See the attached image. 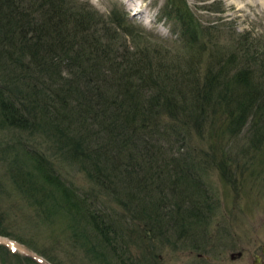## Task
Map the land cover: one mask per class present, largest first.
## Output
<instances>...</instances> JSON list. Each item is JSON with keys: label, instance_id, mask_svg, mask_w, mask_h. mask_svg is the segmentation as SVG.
Listing matches in <instances>:
<instances>
[{"label": "trees", "instance_id": "obj_1", "mask_svg": "<svg viewBox=\"0 0 264 264\" xmlns=\"http://www.w3.org/2000/svg\"><path fill=\"white\" fill-rule=\"evenodd\" d=\"M43 1L0 0V130L45 136L100 192L114 197L122 209L119 215L100 201L97 189L71 187L49 158L27 144H20L25 153L11 161L19 191L48 216L66 210L72 239L96 264H143L132 257L125 234L130 235V224L137 220L151 233L152 249L154 238L163 240L170 233L189 238L186 234L204 229L211 217L208 193L200 191L205 160L186 153L169 159L153 153L160 132L156 114L170 113L193 124L211 120L216 132L232 138L244 131L245 146L260 157L257 178L264 177V62H257L256 52L237 50L243 63L237 62L240 53L231 54L201 83L189 68L184 75L176 70V76L173 65L159 76V66L148 70V61L131 60L126 53L120 63L117 49L107 45L101 51L92 47L98 59L80 60L81 52H72L58 35L68 17L79 16L54 10L55 0ZM45 4L48 12H42ZM172 5L185 41L200 43V23L186 1L173 0ZM34 14L45 22L36 24ZM80 18L78 22L87 21ZM80 71L81 79L88 75L86 82L68 78ZM184 146L183 141L181 150ZM0 235L10 237L3 231Z\"/></svg>", "mask_w": 264, "mask_h": 264}, {"label": "rangeland", "instance_id": "obj_2", "mask_svg": "<svg viewBox=\"0 0 264 264\" xmlns=\"http://www.w3.org/2000/svg\"><path fill=\"white\" fill-rule=\"evenodd\" d=\"M185 1L200 23V43L197 45L185 41L181 24L172 9L173 0H55L52 8L87 20L82 23L71 16L58 29V35L64 37L63 44L73 48L72 52H81L80 60L98 59L91 51L92 47L101 51L107 45L117 49L116 59L120 63L126 53L127 56L130 54L131 60L148 61L145 65L148 70L159 66V76L166 75V69L173 65L175 75L176 70L184 75L189 68L200 83L209 76V70H215V64L218 69L229 55L240 53L237 50H250L252 55L256 52L257 62H264V6L261 0ZM45 5L42 12H48L49 4ZM45 20L35 19L36 24ZM242 52L238 54L239 64L243 63L239 59ZM80 74L81 71L68 78L86 82L88 75L82 74L81 79ZM150 94L155 93L148 91ZM153 118L155 129L160 130L153 153L161 152L165 159L186 153L205 160L201 170L199 168L203 178L200 191L208 193L212 213L206 227H196L186 234L189 238L176 239L181 233H170L163 240L154 238L153 257L150 255L155 249L150 247L151 233L142 223L139 225L138 220L131 223L130 235L125 234L129 238L132 257L143 264H256L261 256L260 264H264V177L257 178L260 157L254 156L252 148L245 146V132L232 138L223 131L216 132L215 125L211 127V120L193 124L184 119L178 121L170 113L156 114ZM185 130L186 134L182 135ZM36 133L0 130V231L10 236L0 237L18 245L14 248L0 243V264H96L90 253L80 248V242L72 239L66 210H56L55 216L46 215L31 205L12 178L13 156H22L25 150L20 144H27L49 158L71 187L81 192L97 189L76 162L70 163L56 145H50L45 136ZM183 141L185 146L181 150ZM245 161L250 164L249 168L242 166ZM97 196L103 204L112 206L116 215L122 211L113 196L99 189ZM30 246L47 254L52 262Z\"/></svg>", "mask_w": 264, "mask_h": 264}, {"label": "bare ground", "instance_id": "obj_3", "mask_svg": "<svg viewBox=\"0 0 264 264\" xmlns=\"http://www.w3.org/2000/svg\"><path fill=\"white\" fill-rule=\"evenodd\" d=\"M261 3L263 4V6H264V0H261ZM7 237V236H6ZM1 242H4V243H6V244H8V245H11V247H18V245L14 242V241H11V240H9L8 238H4V237H0V243Z\"/></svg>", "mask_w": 264, "mask_h": 264}, {"label": "water", "instance_id": "obj_4", "mask_svg": "<svg viewBox=\"0 0 264 264\" xmlns=\"http://www.w3.org/2000/svg\"><path fill=\"white\" fill-rule=\"evenodd\" d=\"M262 253H263V255H264V247H263V249H262ZM238 255H241V254L238 253ZM234 257H235V255H232V258H234ZM261 262H262V258H261V256H260V257L257 258L256 264H260Z\"/></svg>", "mask_w": 264, "mask_h": 264}]
</instances>
